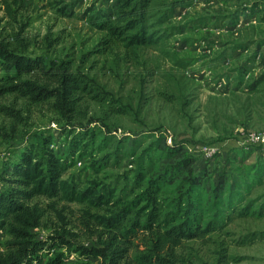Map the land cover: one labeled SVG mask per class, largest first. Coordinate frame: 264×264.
<instances>
[{
	"label": "rangeland",
	"instance_id": "1",
	"mask_svg": "<svg viewBox=\"0 0 264 264\" xmlns=\"http://www.w3.org/2000/svg\"><path fill=\"white\" fill-rule=\"evenodd\" d=\"M22 2L25 34L34 41L29 55L40 56L47 64L71 59L112 95L105 101L87 99L84 114L67 116L51 104L28 108L25 100L13 95L0 98V126L8 128L13 121L1 107H15L21 110L25 133L10 139L8 130L7 136H0V190L9 164L36 147L40 135L58 154L73 160L66 177L81 187L98 176L130 175L135 168L131 157L120 168L100 170L98 175L93 165L105 152L81 148L92 132L98 138L107 132L128 137L132 146L142 142L145 146L161 133L190 146L219 145L215 161L195 153L200 156L197 167H260L246 197L255 214L236 216L222 230L186 241L171 259L174 264H264V145L239 150L247 146L249 132L264 129V0H194L175 12L176 25L185 27L183 34L159 46L139 48L135 54L122 44L108 51L101 44L105 33L97 25L117 8L116 0ZM69 119L78 122L70 125ZM41 201L47 212L33 232L46 245L35 264H49L56 256L59 264H108V259L80 248L104 246L106 237L101 240L96 224L88 228L83 222L86 210L102 213L101 209L61 198ZM58 230L71 232L66 237L70 244H58L53 238ZM6 240L1 232L0 252L5 251ZM140 243L136 240L137 246L119 264H141Z\"/></svg>",
	"mask_w": 264,
	"mask_h": 264
},
{
	"label": "trees",
	"instance_id": "2",
	"mask_svg": "<svg viewBox=\"0 0 264 264\" xmlns=\"http://www.w3.org/2000/svg\"><path fill=\"white\" fill-rule=\"evenodd\" d=\"M116 1L117 8L97 25L105 33L101 44L106 51L122 44L135 54L139 48L159 46L160 42L183 34L185 27L176 25L175 12L179 7L191 6L194 0ZM25 9L22 0H0V98L13 95L25 100L28 108L36 103L51 104L64 116L69 112L84 114L87 99L109 100L106 95L112 94L76 67L73 60L47 64L42 57L29 55L34 41L25 34ZM1 108L13 121L8 128L0 126V136H7L8 130L12 131L10 139L24 135L21 110ZM77 122L69 119L68 124ZM151 137L145 146L143 142L132 146L128 145V137L107 132L98 138L92 132L89 143L81 148L105 152L93 165L98 175L100 170L120 168L131 157L135 168L127 176H98L86 187L66 177L73 161L69 155L58 154L43 135L36 137V147L26 149L20 159L9 164L5 187L0 190V233L7 235L0 264L41 261L39 253L46 244L33 232L47 212L41 198H61L101 209L102 213L86 210L83 222L88 228L96 224L98 236L106 237L104 246L80 248L82 252L101 255L108 264H119L128 257L137 246L136 240L144 246L137 257L141 264H152L154 260L157 264H174L171 257L186 241L220 231L236 216L255 214L252 200L246 197L260 167L199 168L200 156L188 143L173 141L172 136L163 133ZM256 147L239 150L252 151ZM68 235L71 232L58 230L53 238L58 244L68 245ZM55 259L57 256L49 264L60 263L61 259Z\"/></svg>",
	"mask_w": 264,
	"mask_h": 264
},
{
	"label": "built area",
	"instance_id": "3",
	"mask_svg": "<svg viewBox=\"0 0 264 264\" xmlns=\"http://www.w3.org/2000/svg\"><path fill=\"white\" fill-rule=\"evenodd\" d=\"M246 144L247 146L245 148L247 149L253 146H263L264 145V129H261L259 131L249 132L247 134ZM188 146L194 153L199 154L202 157V159L206 161H209V160L215 161L220 154L219 145H201V146L188 145Z\"/></svg>",
	"mask_w": 264,
	"mask_h": 264
}]
</instances>
